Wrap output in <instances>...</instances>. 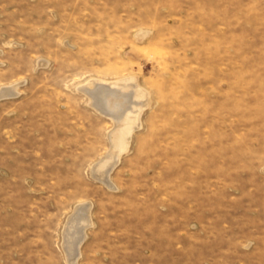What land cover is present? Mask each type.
I'll list each match as a JSON object with an SVG mask.
<instances>
[{
	"label": "rangeland",
	"instance_id": "1",
	"mask_svg": "<svg viewBox=\"0 0 264 264\" xmlns=\"http://www.w3.org/2000/svg\"><path fill=\"white\" fill-rule=\"evenodd\" d=\"M90 80L140 90L124 151ZM12 86L0 264H264V0H0Z\"/></svg>",
	"mask_w": 264,
	"mask_h": 264
},
{
	"label": "bare ground",
	"instance_id": "2",
	"mask_svg": "<svg viewBox=\"0 0 264 264\" xmlns=\"http://www.w3.org/2000/svg\"><path fill=\"white\" fill-rule=\"evenodd\" d=\"M123 87L124 86L120 85L119 82L107 83L100 82L97 80H90L87 81L85 86L78 88L79 91L84 93V96H87L89 100L88 104L91 107L95 108L97 111L99 110L102 114H106L111 118V120L116 119L118 117L120 118L119 120L121 122V131L119 130L120 132L118 134L115 133V135H117L116 138L118 140L117 145L120 147L118 150L120 151H124L125 146L128 143L127 135L132 129L131 125H134L136 123L135 120L137 119V117L133 115H135L136 109L138 110L139 107L138 104H136L132 100V97L134 96L135 98H139L141 96L139 93V89H137L136 92L133 93V95L131 96L121 95L120 93L121 89L123 90ZM16 91V86L4 88L0 91V97L15 95ZM88 210L89 207L87 205L81 204L76 209V213L73 216L72 224L67 227L69 234L75 239L78 237V241L82 240L85 227H87L90 223ZM72 231L73 233H71ZM78 244L79 243L76 242V245L72 250L73 252L72 254H70L72 255L70 258V260L73 261L72 264H76L75 254L78 250Z\"/></svg>",
	"mask_w": 264,
	"mask_h": 264
}]
</instances>
